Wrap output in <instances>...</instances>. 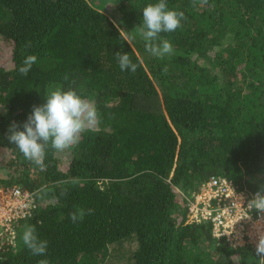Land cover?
<instances>
[{
	"label": "trees",
	"instance_id": "obj_1",
	"mask_svg": "<svg viewBox=\"0 0 264 264\" xmlns=\"http://www.w3.org/2000/svg\"><path fill=\"white\" fill-rule=\"evenodd\" d=\"M157 2L0 0V188L34 194L33 218L16 229L47 241L34 256L17 238L0 264H258L250 246L187 222L212 176L248 194L264 185V0H166L185 18L160 34L173 46L163 58L135 29ZM49 85L92 101L98 123L70 149L49 145L41 170L7 133L23 130ZM77 209L86 214L73 223Z\"/></svg>",
	"mask_w": 264,
	"mask_h": 264
},
{
	"label": "clouds",
	"instance_id": "obj_2",
	"mask_svg": "<svg viewBox=\"0 0 264 264\" xmlns=\"http://www.w3.org/2000/svg\"><path fill=\"white\" fill-rule=\"evenodd\" d=\"M142 13V22L135 29L145 42L146 51L157 58L172 54V44L160 34L173 32L181 27V21L185 18L184 12L169 9L166 0H158L157 3L145 6ZM30 46V42L25 45ZM115 55L122 71H136L137 64L132 62L127 53L116 52ZM36 61L35 55H28L18 72L26 76ZM43 99L44 103L32 107L31 113L22 124L23 130H20L21 125L13 122L7 133L9 143L14 144L26 160L39 166L41 170L45 168V150L49 145L60 152L70 149L79 142L83 132L93 129L98 123V112L94 103L78 95L72 88L64 90L60 86L49 85ZM247 207L264 214V185H260L252 194L247 201ZM92 212V209L87 210V214ZM85 214V210L77 209L70 214V219L77 223L83 220ZM21 240L32 255L46 254L47 241L39 239L34 226L25 227ZM255 255L258 264H264V233L258 236ZM38 264H48V261L42 259Z\"/></svg>",
	"mask_w": 264,
	"mask_h": 264
},
{
	"label": "built area",
	"instance_id": "obj_3",
	"mask_svg": "<svg viewBox=\"0 0 264 264\" xmlns=\"http://www.w3.org/2000/svg\"><path fill=\"white\" fill-rule=\"evenodd\" d=\"M251 196L231 180L212 176L188 200L187 223H209L215 238L234 248L255 250L259 234L264 233V214L247 207ZM36 210L33 193L19 187L0 188V256L16 248L17 226L33 218Z\"/></svg>",
	"mask_w": 264,
	"mask_h": 264
},
{
	"label": "rangeland",
	"instance_id": "obj_4",
	"mask_svg": "<svg viewBox=\"0 0 264 264\" xmlns=\"http://www.w3.org/2000/svg\"><path fill=\"white\" fill-rule=\"evenodd\" d=\"M1 160V159H0ZM2 168H1V165H0V172H1ZM24 229L21 228L18 232V238L20 240V243H22V240H21V236H22V233H23Z\"/></svg>",
	"mask_w": 264,
	"mask_h": 264
}]
</instances>
